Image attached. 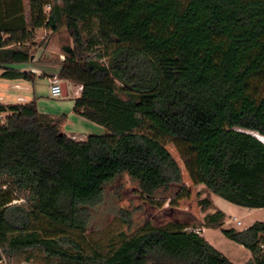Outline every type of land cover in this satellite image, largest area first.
<instances>
[{
	"label": "trees",
	"instance_id": "16d2710c",
	"mask_svg": "<svg viewBox=\"0 0 264 264\" xmlns=\"http://www.w3.org/2000/svg\"><path fill=\"white\" fill-rule=\"evenodd\" d=\"M61 29L72 46L57 76L82 87L73 112L103 128V137L131 135L121 158L151 162L148 145L133 134L146 116L170 114L191 185L234 206L264 209V144L250 134L264 137V0H0V34L25 32L23 42L0 47L2 77L28 80L15 67L31 62L34 32ZM185 70L246 104L214 119L194 105L187 116ZM2 115L0 181L22 192L32 187L35 210L0 212V262L40 254L45 264H233L198 228L178 223L121 234L106 255L89 249L90 211L115 177L96 168L110 152L94 149L89 138H69L66 117L39 113L34 100L0 104ZM149 180L147 194L158 182ZM198 204L211 206L208 199ZM223 219L218 210L200 226L248 250L245 264H264V222L238 232L223 229Z\"/></svg>",
	"mask_w": 264,
	"mask_h": 264
},
{
	"label": "rangeland",
	"instance_id": "374dc122",
	"mask_svg": "<svg viewBox=\"0 0 264 264\" xmlns=\"http://www.w3.org/2000/svg\"><path fill=\"white\" fill-rule=\"evenodd\" d=\"M27 1L25 0L26 4ZM27 10L26 5V13ZM1 40L2 37L0 46H14L25 40V32L13 33L5 43H1ZM71 46L65 29L56 34L37 30L34 32V46L30 52L36 63L50 65H41L46 74H55L56 67L51 65H60L66 53L65 48L69 49ZM184 79L188 99L187 116L194 105H200L207 111L208 116L214 119L246 104L190 71H184ZM34 87L37 97L40 98L41 112L63 115L73 105V87H76L74 85L68 86L67 97L54 100L48 97L46 80L36 79ZM172 117L170 114L146 116L142 128L133 134L139 135L148 145V153L153 156L149 163L120 157V154L128 149L131 135L124 138L102 139L104 129L88 122L76 123V126L63 129L64 132L86 133L95 137V140L91 141L94 149L107 150L111 154V158L96 169L101 173L115 172L114 179L104 185L102 204L90 211L91 218L84 234L89 249L106 255L112 247L117 246L121 234L131 237L147 225L164 228L178 223L187 226V231H193L202 224L199 219L205 211L201 210L198 203L202 199H208V194L206 190H202L203 188L192 186L189 181L173 146L177 123H170ZM152 175L157 177L158 182L154 184L151 194H147L145 189L147 182L150 181L149 176ZM25 189L23 192L16 189L15 192L25 201V206L33 205L32 187ZM212 198L214 204L225 212L223 229H235L239 232L250 226L251 222H264V211L234 206L217 196ZM236 221L242 226L238 227ZM195 231L200 232L199 229ZM203 236L206 239L210 238L213 247L233 264H245L251 258L248 250L227 240L218 231L212 232L210 237L208 234ZM26 256H17L11 260L3 258L0 264L46 262L40 254L29 261Z\"/></svg>",
	"mask_w": 264,
	"mask_h": 264
},
{
	"label": "crops",
	"instance_id": "0c3cea01",
	"mask_svg": "<svg viewBox=\"0 0 264 264\" xmlns=\"http://www.w3.org/2000/svg\"><path fill=\"white\" fill-rule=\"evenodd\" d=\"M10 35H12V34L1 33L0 34V37H2L1 43H5V41L10 39ZM26 45H29V44H26ZM0 47H2V46H0ZM6 47H8V46H6ZM41 65H46V64L36 63L35 60L33 61V56H32L31 62L29 64L15 67V69L19 73L30 74V77L28 80L4 78V77H2L3 70L0 69V104L4 105V106H6V105H24V104H28L32 100H34L36 103L37 111L39 113L49 115V116H62V115H59L57 113H48L47 114L46 112H41V110H40V106H41L40 100H39L40 98L37 97L36 90L34 87V82L38 78H42V79L47 81V79L50 75H54V74H46L42 70ZM46 66H50V65H46ZM51 66L56 67L55 74H57L60 65L58 64V65H51ZM64 83H66V82H64ZM66 86H67V83H66ZM48 89H49V87H48ZM67 96H68V93H67ZM48 97L50 99H53L50 97L49 93H48ZM61 98H65V97L62 96ZM75 98H77V97H74L72 100H74ZM54 99H59V98H54ZM63 115L66 118L62 124V132L64 134H66L69 138H71L75 141H85L88 138L90 141L95 140V137H93L89 134H86V133L78 134V133H71V132H64L63 131V129L68 127V126H76V123L84 124L83 122H87L86 120H84L83 118H81L80 116L76 115L73 112V105L70 107V109L67 110V113L63 114ZM4 118H6L5 115L0 116V119H4ZM254 134H256V133H254ZM104 135H105V133L102 134V136H101L102 139L108 138V137H103ZM196 187L203 188L202 190H206L203 185H199ZM14 191H16V190L12 186H10L4 182H1V184H0V212H3L6 208L11 207V206H21L22 208H24L26 211H29V212H32L35 210L32 205H26L25 206L24 205L25 201L22 198H20V196L18 194L14 195L15 199L13 200V202H10V203L7 202L8 198H9V194L11 192H14ZM207 194H208V200L210 201L211 206L207 210H205V212L201 215V219H199V221L201 223H203V220L207 215H211L215 211H218V210L224 214V218H225V212L223 210H221L220 208H218V206H216L213 202L212 196H215V195L209 193L208 191H207ZM220 206H223V205L220 204ZM259 210L264 211V209H259ZM252 224L253 223L251 222L250 226ZM241 226H242V224H241ZM238 227H240V226H238ZM248 227L249 226L245 227L244 229H246ZM198 229L200 230V232H199L200 236L202 238H204V240L213 247V244L211 243L210 238L206 239L203 235L208 234L209 235L208 237H210V234L212 232H215V231L220 232V231L219 230L206 229L202 226H198ZM244 229H242V230H244ZM242 230H239V231H242ZM220 234H221V232H220Z\"/></svg>",
	"mask_w": 264,
	"mask_h": 264
},
{
	"label": "built area",
	"instance_id": "2783aa9c",
	"mask_svg": "<svg viewBox=\"0 0 264 264\" xmlns=\"http://www.w3.org/2000/svg\"><path fill=\"white\" fill-rule=\"evenodd\" d=\"M48 82V87H49V95L51 98H61L63 96V81L57 76V74H54L50 77H48L47 79ZM67 86H66V90L68 93V86L70 85L71 87H73V85L69 84L68 82ZM73 95L74 97H78L82 91V87L81 86H76L73 87ZM235 220V219H234ZM236 225L237 226H241V223L236 221ZM199 233V231H197Z\"/></svg>",
	"mask_w": 264,
	"mask_h": 264
},
{
	"label": "water",
	"instance_id": "95a60500",
	"mask_svg": "<svg viewBox=\"0 0 264 264\" xmlns=\"http://www.w3.org/2000/svg\"><path fill=\"white\" fill-rule=\"evenodd\" d=\"M65 51H66V53H68L69 49L65 48ZM62 88H63V97H66L67 96L66 83H63Z\"/></svg>",
	"mask_w": 264,
	"mask_h": 264
},
{
	"label": "bare ground",
	"instance_id": "6f19581e",
	"mask_svg": "<svg viewBox=\"0 0 264 264\" xmlns=\"http://www.w3.org/2000/svg\"><path fill=\"white\" fill-rule=\"evenodd\" d=\"M251 135H253L254 137H257V139L264 144V137H260L258 136L257 134H254V133H250Z\"/></svg>",
	"mask_w": 264,
	"mask_h": 264
}]
</instances>
